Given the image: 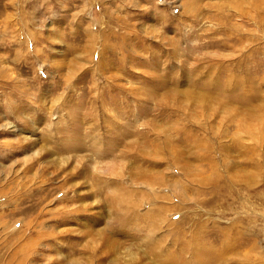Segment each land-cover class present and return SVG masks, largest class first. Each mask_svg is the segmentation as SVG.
Masks as SVG:
<instances>
[{
	"label": "rangeland",
	"instance_id": "1",
	"mask_svg": "<svg viewBox=\"0 0 264 264\" xmlns=\"http://www.w3.org/2000/svg\"><path fill=\"white\" fill-rule=\"evenodd\" d=\"M0 264H264V0H0Z\"/></svg>",
	"mask_w": 264,
	"mask_h": 264
}]
</instances>
